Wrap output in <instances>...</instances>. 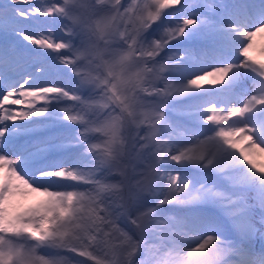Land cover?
I'll return each instance as SVG.
<instances>
[{
    "label": "snow or ice",
    "instance_id": "snow-or-ice-1",
    "mask_svg": "<svg viewBox=\"0 0 264 264\" xmlns=\"http://www.w3.org/2000/svg\"><path fill=\"white\" fill-rule=\"evenodd\" d=\"M264 0H0V264H264Z\"/></svg>",
    "mask_w": 264,
    "mask_h": 264
},
{
    "label": "rangeland",
    "instance_id": "rangeland-1",
    "mask_svg": "<svg viewBox=\"0 0 264 264\" xmlns=\"http://www.w3.org/2000/svg\"><path fill=\"white\" fill-rule=\"evenodd\" d=\"M260 46H264V39H260V38H258V40H257V49L256 50H254V55L255 56H257L258 58H260L259 57V47Z\"/></svg>",
    "mask_w": 264,
    "mask_h": 264
}]
</instances>
